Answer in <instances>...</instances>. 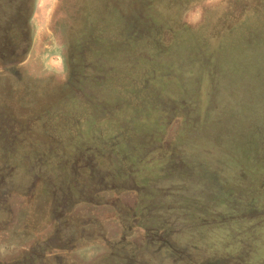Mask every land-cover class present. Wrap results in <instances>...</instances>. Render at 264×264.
<instances>
[{
	"label": "rangeland",
	"instance_id": "1",
	"mask_svg": "<svg viewBox=\"0 0 264 264\" xmlns=\"http://www.w3.org/2000/svg\"><path fill=\"white\" fill-rule=\"evenodd\" d=\"M89 4L88 27L67 31L64 14L53 25L58 0H36L26 58L0 68L21 76L0 81L1 255L254 263L264 255V0Z\"/></svg>",
	"mask_w": 264,
	"mask_h": 264
},
{
	"label": "flooded vegetation",
	"instance_id": "2",
	"mask_svg": "<svg viewBox=\"0 0 264 264\" xmlns=\"http://www.w3.org/2000/svg\"><path fill=\"white\" fill-rule=\"evenodd\" d=\"M35 3L36 0H0V68H8L9 63H21L26 58L33 41L31 21L34 15ZM97 3L100 7V0H97ZM58 5L54 10L53 25L60 24L59 16L64 14V18L66 17L68 20L67 28H65L67 31L87 28L89 23H87L86 16L90 10H95L89 7V0H58ZM65 40L68 43L69 58H71L70 56L74 53L71 49L74 38L67 37ZM69 73H72L71 66ZM0 78V81L2 79L4 81L21 80V76L16 70L1 71ZM2 229L3 227H0V241L5 238V231H2ZM23 251V249H18L16 255L9 252L4 260L11 259L15 264H22L20 259Z\"/></svg>",
	"mask_w": 264,
	"mask_h": 264
},
{
	"label": "crops",
	"instance_id": "3",
	"mask_svg": "<svg viewBox=\"0 0 264 264\" xmlns=\"http://www.w3.org/2000/svg\"><path fill=\"white\" fill-rule=\"evenodd\" d=\"M257 251L258 250H256L255 248H246L245 249V253L247 254V253H249V257L251 258L252 257V259H254V255L257 253ZM8 254H9V252H6L5 254H3V255H1V252H0V261H2V262H0V263H2V264H4L5 262H4V258L6 257L7 258V256H8ZM261 254V253H260ZM238 258L239 259H242V256H238ZM259 259V260H258ZM258 259H254V263H251V264H264V255H260L259 256V258ZM237 261H235V263H236ZM227 263H229V264H232L230 261H227V260H225L224 259V264H227ZM236 264H239V263H236Z\"/></svg>",
	"mask_w": 264,
	"mask_h": 264
}]
</instances>
